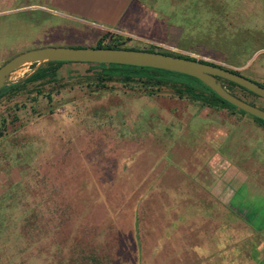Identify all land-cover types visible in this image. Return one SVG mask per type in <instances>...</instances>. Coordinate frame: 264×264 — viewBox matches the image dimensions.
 Returning <instances> with one entry per match:
<instances>
[{
    "label": "rangeland",
    "instance_id": "374dc122",
    "mask_svg": "<svg viewBox=\"0 0 264 264\" xmlns=\"http://www.w3.org/2000/svg\"><path fill=\"white\" fill-rule=\"evenodd\" d=\"M150 2L191 26L177 48L159 47L264 84V0ZM40 5L0 0V65L31 48L94 46L54 24L58 35L47 33ZM56 72L0 97V264H65L79 252L109 264H264V126L171 84L99 80L92 63Z\"/></svg>",
    "mask_w": 264,
    "mask_h": 264
},
{
    "label": "water",
    "instance_id": "95a60500",
    "mask_svg": "<svg viewBox=\"0 0 264 264\" xmlns=\"http://www.w3.org/2000/svg\"><path fill=\"white\" fill-rule=\"evenodd\" d=\"M83 62L123 64L179 72L201 81L222 100L246 114L264 120V109L230 93L217 77L231 81L264 100V87L253 80L218 64L197 58H185L157 51L130 48L42 46L21 51L0 65V89L23 81L44 62ZM25 64H33L22 76L13 79L14 72Z\"/></svg>",
    "mask_w": 264,
    "mask_h": 264
},
{
    "label": "trees",
    "instance_id": "16d2710c",
    "mask_svg": "<svg viewBox=\"0 0 264 264\" xmlns=\"http://www.w3.org/2000/svg\"><path fill=\"white\" fill-rule=\"evenodd\" d=\"M131 40L128 36L120 33H114L105 31L103 32L97 39L94 44L95 47H108V48H130V49H143L148 51H157L165 54L176 55L185 58L194 59V57L188 56L183 53L173 52L171 50H167L159 47L154 43L144 44V47H136V46H125V41ZM105 41V42H104ZM154 42V41H153ZM161 43V42H155ZM200 61L215 64L209 61H204L202 59H198ZM66 63L63 61H49L44 62L41 66H39L31 75H29L26 79L21 82L4 86L0 89V97L5 94H15L20 91L27 83L34 82H53L56 81L57 77V68L62 64ZM33 64H29L32 67ZM98 68V72L96 73V78L99 80H109L112 78H118L124 83L129 81L137 80L142 81L144 83H148L151 85H161V84H171L175 93L179 95H185L192 102H197L199 105L207 106L210 108H227L234 109L235 107L229 104L228 102L222 100L219 96H217L212 90H210L207 86H205L198 79L169 70L150 68V67H141V66H133V65H123V64H104V63H92ZM218 66H222L219 65ZM223 67V66H222ZM228 68V67H225ZM230 70L239 73L238 70L233 68H229ZM240 74V73H239ZM242 75V74H241ZM185 76L193 80V83L182 82L181 77ZM218 80L222 83V85L232 94L237 97L244 99L252 104H255L253 101L255 98H259L257 95L251 93L245 88L231 82L225 80L223 78L217 77ZM252 80V79H251ZM254 81V80H253ZM256 82V81H254ZM259 85L264 87V84L256 82ZM264 101V100H263ZM259 107L264 109V105H258ZM240 113L245 114L243 111L238 110ZM249 115V114H248ZM253 121L264 126V120L259 119L257 117L249 115ZM77 250V247L74 245L72 247L71 253ZM78 252V251H76ZM70 259V260H69ZM69 260V261H68ZM66 261L65 264H109V262H105L104 260H108V258H99L95 256L93 253L88 254H76L73 256L71 254Z\"/></svg>",
    "mask_w": 264,
    "mask_h": 264
},
{
    "label": "crops",
    "instance_id": "0c3cea01",
    "mask_svg": "<svg viewBox=\"0 0 264 264\" xmlns=\"http://www.w3.org/2000/svg\"><path fill=\"white\" fill-rule=\"evenodd\" d=\"M46 5H40L46 11L49 26L47 30L51 35L52 24L60 29H67L63 34H73L94 43L103 32L109 31L124 34L133 41L161 42L176 47L180 33L190 29L191 26H178L168 23L166 17H161L160 9L149 6L156 2L150 0H45ZM147 1V3H146ZM154 1V0H152ZM180 2V0H178ZM55 18L50 21V18ZM125 28V29H124ZM184 28V29H183ZM130 29V32L128 31ZM142 30L148 36L136 35L131 30ZM177 48V47H176ZM188 52V51H186ZM195 57H211L188 52ZM214 58V57H213ZM226 66H232L225 63ZM236 66V67H244ZM262 75V74H261ZM230 202V198L227 201Z\"/></svg>",
    "mask_w": 264,
    "mask_h": 264
},
{
    "label": "built area",
    "instance_id": "2783aa9c",
    "mask_svg": "<svg viewBox=\"0 0 264 264\" xmlns=\"http://www.w3.org/2000/svg\"><path fill=\"white\" fill-rule=\"evenodd\" d=\"M156 45L164 46V45H161L160 43H158V44H156ZM169 48H170V47H169ZM170 49H174V48H170ZM181 53H183V54H187L188 52H186V51H181Z\"/></svg>",
    "mask_w": 264,
    "mask_h": 264
}]
</instances>
